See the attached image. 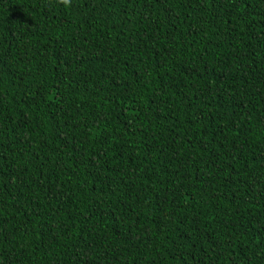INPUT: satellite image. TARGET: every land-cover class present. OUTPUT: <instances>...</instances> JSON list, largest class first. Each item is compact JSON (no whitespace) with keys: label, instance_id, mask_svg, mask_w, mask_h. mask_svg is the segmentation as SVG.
<instances>
[{"label":"trees","instance_id":"1","mask_svg":"<svg viewBox=\"0 0 264 264\" xmlns=\"http://www.w3.org/2000/svg\"><path fill=\"white\" fill-rule=\"evenodd\" d=\"M0 264H264V0H0Z\"/></svg>","mask_w":264,"mask_h":264}]
</instances>
